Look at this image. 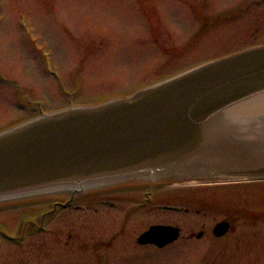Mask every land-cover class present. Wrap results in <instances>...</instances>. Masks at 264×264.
<instances>
[{
	"label": "rangeland",
	"instance_id": "374dc122",
	"mask_svg": "<svg viewBox=\"0 0 264 264\" xmlns=\"http://www.w3.org/2000/svg\"><path fill=\"white\" fill-rule=\"evenodd\" d=\"M242 1L247 0H207V4L205 0H0V131L42 112L126 95L262 43L264 10L252 3L244 15L245 8L238 7ZM195 11L208 18L228 11L235 15H223L196 34L202 25ZM242 14L238 20L232 18ZM221 181L188 179L165 188L185 187L180 198L184 201L198 195L202 205L215 208L210 216L184 212L182 218H169L150 209L143 219L130 223L134 244L104 245L100 254L91 248L90 253L78 250L77 242L65 243L67 236L44 231L19 239L26 228L37 224L34 205L25 199L54 190L0 197V201L22 199L0 202V264H264V221L256 225L238 221L236 229L220 240L211 231L216 220L234 214L235 208H264V179ZM214 186L257 188L251 194L247 191L250 195L231 198L218 196L217 188H210ZM202 205L192 207L203 209ZM69 216L72 224H67L66 233L80 237L82 219L75 222L76 215ZM59 219L56 215L54 223ZM157 221L178 222L184 234L203 228L205 238L165 247L135 244L137 233ZM86 224V232L105 235L117 222L101 218Z\"/></svg>",
	"mask_w": 264,
	"mask_h": 264
},
{
	"label": "water",
	"instance_id": "95a60500",
	"mask_svg": "<svg viewBox=\"0 0 264 264\" xmlns=\"http://www.w3.org/2000/svg\"><path fill=\"white\" fill-rule=\"evenodd\" d=\"M264 91V44L218 58L126 98L45 114L0 133V194L152 169L206 148L203 123ZM210 171L264 176V160ZM229 224L218 223L216 234ZM177 227L153 225L141 243L163 245Z\"/></svg>",
	"mask_w": 264,
	"mask_h": 264
},
{
	"label": "flooded vegetation",
	"instance_id": "af4514ba",
	"mask_svg": "<svg viewBox=\"0 0 264 264\" xmlns=\"http://www.w3.org/2000/svg\"><path fill=\"white\" fill-rule=\"evenodd\" d=\"M264 5V0H258ZM264 10V7L262 8ZM260 12V11H259ZM264 27V22H263ZM159 189H151L147 187H114V188H96L89 189L83 193L66 194L64 202L59 205L63 206L60 210L61 215H72L75 213L78 217H82L83 222L88 221L90 218L97 217L99 219H114L117 222L114 227L113 235L109 236L110 229L105 235L97 233L88 234V232L81 233L80 237L69 232L67 237L69 239L75 238L78 240L80 245L86 244L88 239L93 240L95 238L99 243L106 242L108 245L112 243H122L130 242L133 243L130 238L134 231H131L133 223H136L138 219H143V217L150 211V209H155L159 213L156 215H164L169 218H182V213H189L191 209L186 210L182 205V199L175 195L174 197H168L169 195L165 193H159ZM79 201V203H73L74 200ZM57 207V205H52ZM109 209H114L109 212ZM80 213L77 214L76 212ZM54 212V213H53ZM58 211H52L54 217ZM136 212L138 214H136ZM142 212V213H139ZM152 212V211H151ZM176 212L178 215H173ZM155 213V212H154ZM194 213L198 214L199 210H195ZM60 215V214H59ZM131 223V224H130ZM154 223H171L167 221H157ZM180 226V231L182 225L177 223H171ZM150 225V224H149ZM148 225V226H149ZM147 226V227H148ZM147 227L142 229L135 236V240L142 231ZM113 228H111L112 230ZM55 232V229L52 231ZM182 232V231H181ZM56 233V232H55ZM194 229L191 228L188 235H180V237L175 242H185L196 237L193 235ZM109 238H105L108 237ZM225 236L214 237L215 239H222ZM105 238V239H102ZM205 238V235L196 239Z\"/></svg>",
	"mask_w": 264,
	"mask_h": 264
},
{
	"label": "bare ground",
	"instance_id": "6f19581e",
	"mask_svg": "<svg viewBox=\"0 0 264 264\" xmlns=\"http://www.w3.org/2000/svg\"><path fill=\"white\" fill-rule=\"evenodd\" d=\"M263 112L264 92L207 118L203 123L206 148L189 157L190 167L197 166L192 170L201 172L264 160V129L251 124H262Z\"/></svg>",
	"mask_w": 264,
	"mask_h": 264
}]
</instances>
